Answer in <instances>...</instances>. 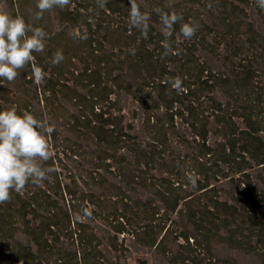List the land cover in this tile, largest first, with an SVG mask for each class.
<instances>
[{"label": "trees", "instance_id": "trees-1", "mask_svg": "<svg viewBox=\"0 0 264 264\" xmlns=\"http://www.w3.org/2000/svg\"><path fill=\"white\" fill-rule=\"evenodd\" d=\"M0 2L49 34L33 53L45 83L30 65L14 83L0 80V110L56 128L47 163L58 169L0 204V264H127L143 248L165 264H264V10L255 0H138L151 16L147 39L129 31V0L104 9L72 0L40 20L36 0ZM156 9L198 25L191 41L174 25L179 55L162 56ZM77 28L87 40L73 38ZM57 50L65 59L53 66ZM177 75L179 95L163 83ZM84 209L91 218L74 221Z\"/></svg>", "mask_w": 264, "mask_h": 264}, {"label": "clouds", "instance_id": "clouds-1", "mask_svg": "<svg viewBox=\"0 0 264 264\" xmlns=\"http://www.w3.org/2000/svg\"><path fill=\"white\" fill-rule=\"evenodd\" d=\"M108 0H95L98 9H104ZM256 5L264 10V0H255ZM72 0H36L35 19L43 18L45 12L55 9L69 8ZM128 27L129 31L136 29L144 39L148 37L149 22L151 16L142 11L138 0H129ZM171 8V2L167 5ZM208 7L211 9L212 4ZM161 24V33L164 39L160 42L163 48L162 56L179 55V50L173 48L174 25L178 24L179 34L186 41H191L198 31V25L183 22V16L175 10L164 11L156 9ZM73 38L87 40V29L82 32L72 33ZM49 34L42 27H34L27 23L23 16H12L6 11L0 10V80L7 84L14 83L20 71L25 67H31L30 78L37 86H41L46 80V71L35 63L33 53H43L46 48V39ZM129 54L135 56L136 48L130 47ZM62 50H57L51 58V65L57 66L64 61ZM163 83L170 86V91L182 94L186 91L183 78L179 75L167 77ZM4 86V85H3ZM56 131L49 122L37 119L31 112L25 110L18 113L16 108L0 110V204L11 201L12 193L22 194L27 186L40 187L46 180L52 178V174L58 169L49 165L54 155L53 146L49 138ZM187 181L195 189L197 187L198 174L186 173ZM92 212L87 209L82 212H74L73 220L83 222V217L91 218Z\"/></svg>", "mask_w": 264, "mask_h": 264}, {"label": "rangeland", "instance_id": "rangeland-1", "mask_svg": "<svg viewBox=\"0 0 264 264\" xmlns=\"http://www.w3.org/2000/svg\"><path fill=\"white\" fill-rule=\"evenodd\" d=\"M9 6L8 7H6V4H3V3H1L0 2V10H3V11H6L8 14H10V10H9ZM96 28H94V30H95ZM76 32H81V29H79V28H77L76 29ZM113 98H115L114 96H112ZM129 105H130V108H124V114L127 116V121H126V123H130L131 122V114H132V108H134L133 106H131V104H132V102L134 101L133 100V98L131 97V98H129ZM137 105V103H135V106ZM56 150H54V152H55ZM61 156H62V154H60ZM69 165V164H68ZM73 167V165H71V168ZM69 168H70V165H69ZM62 171L63 172V174H62V176H61V179L64 181V182H69L70 181V179L68 178V176H66L65 174V171H66V169H64L63 167H61L60 169H59V171ZM60 171V172H61ZM80 181L81 182H83V180L82 179H80ZM173 218H178V216L177 215H174L173 216ZM88 222V221H87ZM103 222V220H99L98 221V224H101ZM120 237V240L122 241L124 238H126V243L128 244L129 243V238H131V236L130 235H128V234H121V235H119ZM181 242L182 243H184V240H181ZM157 257L155 256V255H152V253H150V252H148V250L147 249H141L140 251H138V252H133V254H132V256L131 257H129V258H127V260H126V263L127 264H140L139 263V260H147L148 261V264H165V263H161L159 260H157L156 259Z\"/></svg>", "mask_w": 264, "mask_h": 264}]
</instances>
